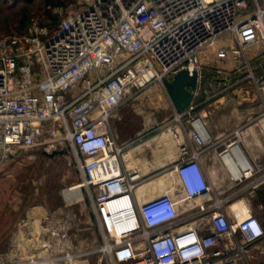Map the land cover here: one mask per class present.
I'll use <instances>...</instances> for the list:
<instances>
[{
    "label": "built area",
    "instance_id": "2783aa9c",
    "mask_svg": "<svg viewBox=\"0 0 264 264\" xmlns=\"http://www.w3.org/2000/svg\"><path fill=\"white\" fill-rule=\"evenodd\" d=\"M85 3L52 29L32 23L24 34L0 37V163L21 149L73 154L79 184L92 195L105 236L101 249L116 263L241 264L247 245L264 236V228L246 210L229 221L226 199L209 196L213 188L199 157L211 137L202 120H190L197 148L181 146L174 193L139 201L136 186L148 175L128 167L126 145L111 133L110 117L127 96L180 69H196L200 76L198 53L217 39H237V45L218 48L221 59H236L245 46L263 41L264 9L257 5L244 15L248 0ZM228 146L218 154L230 179L238 181L248 165L234 141ZM192 217L196 225L189 224ZM0 264L56 263L0 255Z\"/></svg>",
    "mask_w": 264,
    "mask_h": 264
},
{
    "label": "rangeland",
    "instance_id": "374dc122",
    "mask_svg": "<svg viewBox=\"0 0 264 264\" xmlns=\"http://www.w3.org/2000/svg\"><path fill=\"white\" fill-rule=\"evenodd\" d=\"M85 4V0H66L63 6L48 5L45 0H0V37L24 34L32 23L51 25L68 12L81 10ZM257 5L264 9L262 0H248L244 15L253 13ZM262 24L264 26V22ZM229 36L230 44L237 45L235 35ZM219 41L205 45L198 53L199 94L195 104L204 106L207 112L213 110V115L219 110L227 111V115L234 119L230 112L235 101H245L243 119H264V57L262 61L251 60L255 51L264 54V40L245 46L241 55L228 66L224 64L225 59L217 57L218 48L224 46ZM224 67L232 69L229 71ZM220 69L227 72L226 79L218 72ZM151 84L164 86L163 82L157 81ZM138 94L127 96L110 117V127L118 133L120 141L123 140L119 134L122 119H143L136 111L145 107L146 99L142 101ZM218 98L227 102L228 107L220 109L215 107L219 104H210ZM166 112L155 111L150 119H163L171 113ZM172 132L162 135L174 139ZM135 142L138 144L140 140ZM135 156L139 158L140 155L136 153ZM145 174L148 176L142 184L167 178L161 176V171H147ZM81 181L76 159L67 151L50 157L40 150L21 149L15 156L2 161L0 255L19 262L38 257L56 264H120L101 249L105 236L97 225L93 197L87 193V188L81 187L82 200L70 202L63 197L64 189Z\"/></svg>",
    "mask_w": 264,
    "mask_h": 264
},
{
    "label": "crops",
    "instance_id": "0c3cea01",
    "mask_svg": "<svg viewBox=\"0 0 264 264\" xmlns=\"http://www.w3.org/2000/svg\"><path fill=\"white\" fill-rule=\"evenodd\" d=\"M262 1L264 3V0ZM219 42L228 46L231 37L227 35ZM263 57V53L255 51L251 55V60L262 61ZM225 60L224 64L228 66L234 59L227 57ZM224 68L229 71L232 69ZM220 73L224 74L223 79L227 78L226 71L222 72L220 69ZM197 95L198 89L190 107L180 112V120L176 121L178 112L165 87L150 84L138 94L141 100L146 99L145 107L142 106L136 111L143 119L120 121L122 130H119V134L123 138L122 141L119 140V135L114 129H111V133L119 142L126 145V153L128 152L133 167L144 168L146 172L161 171L163 173L161 176L169 178L166 193L172 194L174 187L177 188L179 185L174 164L180 159L181 146H185L188 152L197 148L190 136V120L199 117L211 137V142L202 147L199 157L204 175L213 188L209 196L226 199L223 211L229 221L234 220L235 211L246 210L248 214L255 216L264 228V119H243L242 107L246 106L245 101H235L233 111L230 112L234 114V119L227 115V111L219 110L217 115H213V110L207 112L204 106L198 107L195 104ZM210 104H219L215 107L218 106L220 109L229 105L220 101V98ZM155 111L163 113L171 111V113L166 114L163 119H150ZM169 131H173L174 139L162 135ZM136 140L140 142L135 144ZM233 141L240 148L248 165L246 168H241L242 175L238 181L230 179L218 154L221 150L230 147L228 144ZM136 153H139V158L135 156ZM248 169L251 170V175L244 173ZM135 195L139 201L142 200L136 191ZM181 206L186 207L185 201ZM188 222L196 225L198 219L192 217ZM246 254L247 257L241 264H264V236L248 244Z\"/></svg>",
    "mask_w": 264,
    "mask_h": 264
},
{
    "label": "water",
    "instance_id": "95a60500",
    "mask_svg": "<svg viewBox=\"0 0 264 264\" xmlns=\"http://www.w3.org/2000/svg\"><path fill=\"white\" fill-rule=\"evenodd\" d=\"M198 71L188 69H180L173 75L171 79H164L163 85L178 113L188 109L193 101L195 92L198 87ZM64 150L54 151L51 153L44 152L47 156L64 153Z\"/></svg>",
    "mask_w": 264,
    "mask_h": 264
},
{
    "label": "bare ground",
    "instance_id": "6f19581e",
    "mask_svg": "<svg viewBox=\"0 0 264 264\" xmlns=\"http://www.w3.org/2000/svg\"><path fill=\"white\" fill-rule=\"evenodd\" d=\"M263 21L261 20V23ZM263 25V24H262ZM263 27V30H264V26ZM208 133V131H207ZM209 134V133H208ZM172 136L174 138V134L172 132ZM234 148V151L235 149H237V147H233ZM124 156L126 158H128V167L130 168H134L132 166V164L130 163V156L128 154V152L124 154ZM130 158V159H129ZM226 159L228 160V156H226ZM141 171L142 174L145 175L146 171L144 170V168L142 169H139ZM169 179L168 178H161L159 180V182H152L151 184H142L144 182H141L139 183L137 186H136V189L135 191L138 193L139 197L142 199V200H146L147 198H150L156 194H159V193H162V192H166L167 191V181ZM141 184V185H140ZM81 184L79 183H76L72 186H69L68 188L64 189L63 190V197L65 199V201H76V200H82L83 196H82V192H81ZM174 190H175V187H174ZM174 190L172 192V194L174 193ZM171 194V193H170ZM240 206V205H239ZM242 206V205H241Z\"/></svg>",
    "mask_w": 264,
    "mask_h": 264
},
{
    "label": "trees",
    "instance_id": "16d2710c",
    "mask_svg": "<svg viewBox=\"0 0 264 264\" xmlns=\"http://www.w3.org/2000/svg\"><path fill=\"white\" fill-rule=\"evenodd\" d=\"M26 2H29V1H31V0H25ZM65 1L66 0H45V3L46 4H48V5H57V6H63L64 4H65ZM59 21V19L56 21V22H54L53 24H51V25H46L48 28H50V29H52L56 24H57V22ZM24 32H26V31H24ZM23 32V33H24ZM199 94V93H198ZM196 100H198V95L196 96V98H195V101Z\"/></svg>",
    "mask_w": 264,
    "mask_h": 264
}]
</instances>
